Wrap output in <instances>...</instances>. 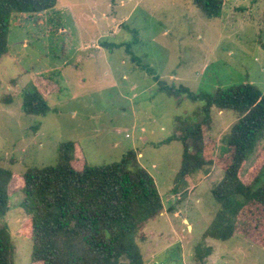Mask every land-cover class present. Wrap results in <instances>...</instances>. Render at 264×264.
Segmentation results:
<instances>
[{
	"label": "rangeland",
	"instance_id": "obj_1",
	"mask_svg": "<svg viewBox=\"0 0 264 264\" xmlns=\"http://www.w3.org/2000/svg\"><path fill=\"white\" fill-rule=\"evenodd\" d=\"M7 40L0 59V166L12 178L0 224L16 246L14 264H32L22 175L53 165L65 141L76 142L78 157L93 166L118 162L132 149L153 177L163 210L138 237L144 264H264L258 209L242 212L232 237L204 236L219 208L211 189L223 172L214 163L227 152L238 114L212 109L209 162L175 184L183 146L166 139L175 117L192 115L202 102L170 97L155 80L190 91L249 82L264 93V0H222L218 17L193 0H58L48 11L11 19ZM35 89L50 107L45 115L22 112L24 94ZM263 167L260 140L242 179ZM260 179L264 184V169Z\"/></svg>",
	"mask_w": 264,
	"mask_h": 264
},
{
	"label": "trees",
	"instance_id": "obj_2",
	"mask_svg": "<svg viewBox=\"0 0 264 264\" xmlns=\"http://www.w3.org/2000/svg\"><path fill=\"white\" fill-rule=\"evenodd\" d=\"M209 17H218L222 0H193ZM58 0H0V59L8 53L10 21L21 14L48 11ZM157 89L168 96L201 101L192 115L175 117L176 128L166 141L182 143L181 165L175 184L203 168L204 150L211 130V111L232 110L238 120L231 126L227 152L214 163L223 172L211 189L219 208L205 237L226 240L238 233L242 212L258 209L264 224V184L261 168L245 182L242 169L257 142L264 140V93L242 82L228 88L190 91L156 79ZM25 115L50 111L41 93H25ZM77 144H59L56 161L28 167L23 175L21 206L30 225L32 264H144L137 240L144 228L162 212L163 204L153 177L128 150L118 162L93 166L77 155ZM79 150V149H78ZM251 175V174H250ZM12 172L0 166V215L9 209L8 185ZM244 221V220H242ZM264 230V226H261ZM140 237V238H138ZM251 239V238H250ZM16 246L6 225L0 224V264H14Z\"/></svg>",
	"mask_w": 264,
	"mask_h": 264
},
{
	"label": "crops",
	"instance_id": "obj_3",
	"mask_svg": "<svg viewBox=\"0 0 264 264\" xmlns=\"http://www.w3.org/2000/svg\"><path fill=\"white\" fill-rule=\"evenodd\" d=\"M90 40H92V39H90Z\"/></svg>",
	"mask_w": 264,
	"mask_h": 264
}]
</instances>
